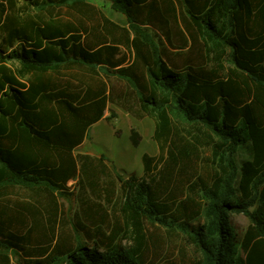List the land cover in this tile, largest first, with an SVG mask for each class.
Masks as SVG:
<instances>
[{
    "label": "trees",
    "instance_id": "1",
    "mask_svg": "<svg viewBox=\"0 0 264 264\" xmlns=\"http://www.w3.org/2000/svg\"><path fill=\"white\" fill-rule=\"evenodd\" d=\"M108 1L125 24L89 0H0V264H145V224L192 264H264V0ZM110 103L154 122L141 175L74 154ZM74 179L119 196L113 224L84 199L65 232Z\"/></svg>",
    "mask_w": 264,
    "mask_h": 264
},
{
    "label": "rangeland",
    "instance_id": "2",
    "mask_svg": "<svg viewBox=\"0 0 264 264\" xmlns=\"http://www.w3.org/2000/svg\"><path fill=\"white\" fill-rule=\"evenodd\" d=\"M90 3L100 8L105 15L113 21L125 24V17L115 11L108 0H89ZM110 110L115 112L116 116L109 117ZM131 128H136L140 134V141L134 146L130 139ZM154 122L151 118L145 116L137 119L114 104H108L104 117L94 123L88 130L87 137L74 150V154L87 153L90 155H104L106 162L110 166L123 174H142L143 154L152 156L158 155V145L153 138ZM239 159L247 158V150L241 149ZM70 196L67 198L59 197L57 202L62 214H65L68 222L65 223L64 230L72 234L71 223L74 221L75 214L80 212L81 200L89 202H98L103 204L108 214V226L114 223V213L112 210L115 204L119 203V196L114 197V201L109 205L103 203L101 199L95 198L86 188H82L78 184L77 179L70 180L67 183ZM22 194H25L22 192ZM12 198H17L12 195ZM231 221L236 231L242 235L249 224V219L242 213L231 214ZM122 223L123 220L120 219ZM103 231L108 234L109 229L103 227ZM143 243L141 245L140 254L145 264H192V260L196 255L191 246H189L181 235L170 234L160 227H152L144 225ZM89 245H93L88 240ZM123 246H132V239L121 238ZM11 264H16V259L11 256Z\"/></svg>",
    "mask_w": 264,
    "mask_h": 264
},
{
    "label": "crops",
    "instance_id": "3",
    "mask_svg": "<svg viewBox=\"0 0 264 264\" xmlns=\"http://www.w3.org/2000/svg\"><path fill=\"white\" fill-rule=\"evenodd\" d=\"M104 115H105V113H104ZM101 120V119H100ZM98 122V121H97ZM154 132V131H153Z\"/></svg>",
    "mask_w": 264,
    "mask_h": 264
}]
</instances>
